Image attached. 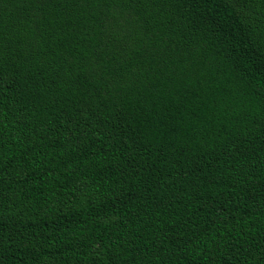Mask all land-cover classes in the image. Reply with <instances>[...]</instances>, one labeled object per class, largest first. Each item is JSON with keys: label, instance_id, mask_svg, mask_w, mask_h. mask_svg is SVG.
Wrapping results in <instances>:
<instances>
[{"label": "trees", "instance_id": "1", "mask_svg": "<svg viewBox=\"0 0 264 264\" xmlns=\"http://www.w3.org/2000/svg\"><path fill=\"white\" fill-rule=\"evenodd\" d=\"M0 264H264V0H0Z\"/></svg>", "mask_w": 264, "mask_h": 264}]
</instances>
